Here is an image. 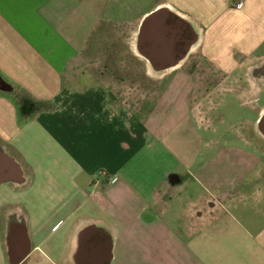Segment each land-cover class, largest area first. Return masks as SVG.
Returning a JSON list of instances; mask_svg holds the SVG:
<instances>
[{"label": "crops", "instance_id": "crops-1", "mask_svg": "<svg viewBox=\"0 0 264 264\" xmlns=\"http://www.w3.org/2000/svg\"><path fill=\"white\" fill-rule=\"evenodd\" d=\"M225 96L264 100V0H0V264H264Z\"/></svg>", "mask_w": 264, "mask_h": 264}, {"label": "rangeland", "instance_id": "rangeland-1", "mask_svg": "<svg viewBox=\"0 0 264 264\" xmlns=\"http://www.w3.org/2000/svg\"><path fill=\"white\" fill-rule=\"evenodd\" d=\"M132 65H135V63H132ZM215 81H212V83ZM149 84L150 83H148V85ZM244 101L248 103L243 106L240 105L237 100H234L233 97L231 98V96L221 97L219 101L220 105L210 112L212 119L215 121V124L220 127L219 131L223 132L227 137H230V139L233 137V134L239 132L242 137H248L253 140L254 148L257 149V151L264 152V136L258 131V123L253 132L251 129L248 130V122H245L249 116L248 113L253 111L255 107H259L264 100L258 97L247 100L244 99ZM223 139L227 140V138Z\"/></svg>", "mask_w": 264, "mask_h": 264}, {"label": "water", "instance_id": "water-1", "mask_svg": "<svg viewBox=\"0 0 264 264\" xmlns=\"http://www.w3.org/2000/svg\"><path fill=\"white\" fill-rule=\"evenodd\" d=\"M257 123L258 131L264 136V112L259 116Z\"/></svg>", "mask_w": 264, "mask_h": 264}, {"label": "built area", "instance_id": "built-area-1", "mask_svg": "<svg viewBox=\"0 0 264 264\" xmlns=\"http://www.w3.org/2000/svg\"><path fill=\"white\" fill-rule=\"evenodd\" d=\"M240 4H241V2H238L236 5H237V6H240ZM98 172H99V174L102 175V176L105 174L104 171H98ZM54 228H56V226H55Z\"/></svg>", "mask_w": 264, "mask_h": 264}]
</instances>
